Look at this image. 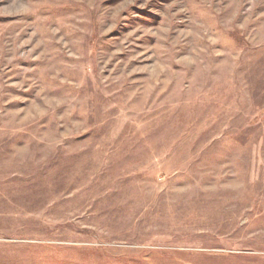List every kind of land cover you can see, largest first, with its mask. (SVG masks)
Here are the masks:
<instances>
[{
	"label": "rangeland",
	"instance_id": "1",
	"mask_svg": "<svg viewBox=\"0 0 264 264\" xmlns=\"http://www.w3.org/2000/svg\"><path fill=\"white\" fill-rule=\"evenodd\" d=\"M0 264H264V0H0Z\"/></svg>",
	"mask_w": 264,
	"mask_h": 264
}]
</instances>
